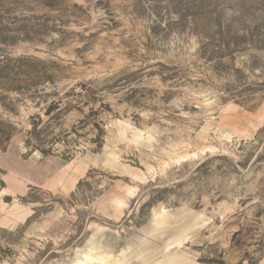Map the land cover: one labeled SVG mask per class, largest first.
<instances>
[{"label": "rangeland", "instance_id": "obj_1", "mask_svg": "<svg viewBox=\"0 0 264 264\" xmlns=\"http://www.w3.org/2000/svg\"><path fill=\"white\" fill-rule=\"evenodd\" d=\"M264 0H0V264H258Z\"/></svg>", "mask_w": 264, "mask_h": 264}, {"label": "crops", "instance_id": "obj_2", "mask_svg": "<svg viewBox=\"0 0 264 264\" xmlns=\"http://www.w3.org/2000/svg\"><path fill=\"white\" fill-rule=\"evenodd\" d=\"M258 264H264V258L260 260Z\"/></svg>", "mask_w": 264, "mask_h": 264}]
</instances>
